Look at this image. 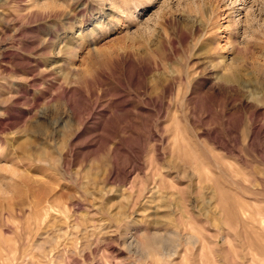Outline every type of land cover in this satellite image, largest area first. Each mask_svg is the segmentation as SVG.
Wrapping results in <instances>:
<instances>
[{"label": "rangeland", "instance_id": "374dc122", "mask_svg": "<svg viewBox=\"0 0 264 264\" xmlns=\"http://www.w3.org/2000/svg\"><path fill=\"white\" fill-rule=\"evenodd\" d=\"M0 264H264V0H0Z\"/></svg>", "mask_w": 264, "mask_h": 264}, {"label": "bare ground", "instance_id": "6f19581e", "mask_svg": "<svg viewBox=\"0 0 264 264\" xmlns=\"http://www.w3.org/2000/svg\"><path fill=\"white\" fill-rule=\"evenodd\" d=\"M145 247V246H144ZM147 247V246H146Z\"/></svg>", "mask_w": 264, "mask_h": 264}]
</instances>
